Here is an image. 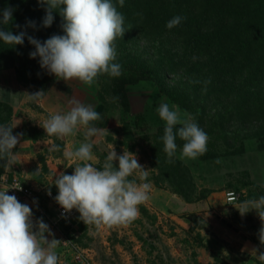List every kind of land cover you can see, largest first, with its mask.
<instances>
[{
  "label": "rangeland",
  "instance_id": "374dc122",
  "mask_svg": "<svg viewBox=\"0 0 264 264\" xmlns=\"http://www.w3.org/2000/svg\"><path fill=\"white\" fill-rule=\"evenodd\" d=\"M116 52L117 55L153 57V52L142 41L133 42L128 50ZM10 56L6 53L0 57V68H9L11 63L16 62H12ZM38 66L21 69V84L28 89V94L43 90L45 95L39 102L49 107L52 114L66 113L74 106L73 101L91 105L100 119L89 126L101 130L89 141L84 140L81 131L65 137L64 141L49 137L41 127L49 116L32 101L34 125L28 127L26 134L38 141L49 139L50 147L56 144L60 148L59 151L49 150V158L41 154L38 157L41 176L53 181L45 184L47 187L43 189L58 192L53 184L55 176L60 172L69 175L74 172L72 167L75 163H69L70 160L63 155L66 142L72 150L78 149L83 142H91L94 160L90 163L99 170H102L108 153L113 149L118 155L124 151L135 154L139 164L148 170L147 180L143 182L151 185L149 200L138 206V218L127 226H86L78 216L72 225L59 221L53 228V231L58 229L59 232L52 234L51 238L46 233L49 240L57 239L61 241L58 245H66L68 251L64 261L67 264H229L234 256L226 255L223 259L219 253L208 248L229 246L222 239H226L227 235H219L217 229L224 232L228 228H238L244 231L239 236L249 238L252 243L259 242L257 230L261 228V221L256 211L241 215L238 210L245 201L264 196V124H224L223 129L209 131L198 118L200 107L189 111L174 104L152 82L124 85L126 106L115 99L112 77L107 74L100 75L88 86L77 79H59ZM58 101L64 102L67 108L56 104ZM162 103H167L170 109L175 105L182 117L186 113L207 133L209 139L204 155L196 159L181 158L183 144L176 142V155L171 163L168 162L161 139L165 122L157 112ZM215 112L218 113V108H207L205 114ZM12 118V110L0 108V125L11 126ZM241 144L242 151L224 153L226 148L232 150ZM2 163L3 160H0V166ZM114 166L118 167V161H114ZM5 178L4 184L13 179ZM129 179L141 183L135 175ZM228 192L237 196L236 202L226 201ZM184 195L196 201L187 202L192 203L187 206ZM230 234L233 237L236 235ZM239 238L233 242L235 245H238ZM205 239L208 246H204ZM261 247L264 250V244ZM259 254L258 251L253 255L245 253L238 258V262L254 264L255 255L258 257ZM215 255L220 259H216ZM259 264L264 262L259 261Z\"/></svg>",
  "mask_w": 264,
  "mask_h": 264
},
{
  "label": "clouds",
  "instance_id": "9594fccd",
  "mask_svg": "<svg viewBox=\"0 0 264 264\" xmlns=\"http://www.w3.org/2000/svg\"><path fill=\"white\" fill-rule=\"evenodd\" d=\"M46 5V15L43 26L50 27L53 23V12L63 18L61 25L64 34L53 35L44 42L28 36V42L35 47L29 56L40 58L42 69L64 81L77 79L91 86L103 74L119 77L121 65L114 63L117 52L115 41L123 37L124 16L117 11L112 0H37ZM123 7L124 0H118ZM13 9L6 7L2 11L0 25L7 26L13 21ZM57 12V11H56ZM184 18L177 15L171 18L166 27L172 29L181 24ZM35 27L34 21L28 22ZM16 27H19L17 25ZM25 31L14 34L11 30L0 28V41L10 46L23 45ZM210 83L206 81L205 85ZM43 90L27 94L33 102L43 99ZM14 96V95H13ZM73 107L66 113L51 114L41 126L46 135L64 139L75 135L78 127L85 129L84 140L100 134L101 130L89 126L91 122L100 119V115L91 105L73 101ZM161 120L165 122L163 151L168 162L177 152L176 140L184 141L181 158L196 159L207 151L208 135L187 114H182L175 105L170 109L167 103L157 108ZM179 126V127H177ZM12 126L0 125V160L6 161L5 166L15 164L12 150L20 142V135H13ZM93 144L83 142L78 149H65V159L75 163L74 172L69 175L58 173L54 185L58 194L54 198L65 212L73 209L80 214L79 219L85 225H95L97 228L127 226L139 216L138 206L149 200L151 185L147 182L148 170L139 164L136 155L124 151L118 155L113 149L103 163L102 170L93 166ZM50 151H59V145L52 144ZM118 161V167L114 166ZM136 176V179L129 177ZM10 189V188H9ZM0 191V264H58V256L54 249L61 242L49 240L45 235H51L49 226L42 219L32 221V208L18 201L15 195H9L8 190ZM11 189L22 190L20 185ZM51 195V192H48ZM238 210V209H237ZM255 210L261 221L259 240L264 244V196L245 201L238 210L241 215ZM34 228L36 229L34 231ZM264 262V253L258 255Z\"/></svg>",
  "mask_w": 264,
  "mask_h": 264
},
{
  "label": "trees",
  "instance_id": "16d2710c",
  "mask_svg": "<svg viewBox=\"0 0 264 264\" xmlns=\"http://www.w3.org/2000/svg\"><path fill=\"white\" fill-rule=\"evenodd\" d=\"M112 2L125 18V33L117 37L116 51L142 41L153 52L150 58L118 53L114 63L121 65L122 74L112 77L117 101L127 106L124 85L147 81L186 110L200 107L198 118L209 131L223 129L224 124H264V0H124L123 7L118 0ZM6 7L13 9V21L0 28L14 34L25 31L26 36L23 45L0 41V55L11 54L16 62L8 67L15 70L21 84V69L41 68L40 58L29 56L35 47L27 37L44 42L53 35H63V18L56 9L52 25L46 28V5L37 0H0V20ZM177 15L184 18L181 24L168 29L166 23ZM29 21H34L35 27ZM206 81L210 83L205 85ZM1 107L12 110L2 101ZM214 107L218 113L205 114L207 108ZM161 131L164 133V128ZM242 149L241 144L232 150L226 148L224 153ZM3 168L2 163L0 173ZM184 198L185 202L196 201L188 195Z\"/></svg>",
  "mask_w": 264,
  "mask_h": 264
},
{
  "label": "crops",
  "instance_id": "0c3cea01",
  "mask_svg": "<svg viewBox=\"0 0 264 264\" xmlns=\"http://www.w3.org/2000/svg\"><path fill=\"white\" fill-rule=\"evenodd\" d=\"M27 94H28V89L22 84L18 83L16 78V73L13 68H0V101L10 105L13 112V118L11 123V126L14 127L12 130L13 135H20V142L18 143L16 148L12 150L13 156L15 158V164L8 165L6 167L5 166L6 161L3 160L4 168L0 176V191L5 190V184H4V180L6 179L5 177L19 178L26 185L30 186L34 191V194L36 195L35 204H28L32 208V212H33L32 221L33 224L35 225L36 221L42 219V217L37 213V207L43 208L47 212L49 217H55L53 206L50 203H48L44 198V192L47 191V189L46 190L43 189V187H45L47 183H51L53 181L48 177L43 178L41 176L40 163L38 161V157L40 156V154L44 158H49L47 154L49 153V149H50V144L47 141L49 139L46 140L44 139V141H38L31 138L28 134H26L28 127L34 125L32 124L33 118H31L34 105L32 104V101L26 98ZM35 103L37 107H39L42 111H44V113L46 112L50 117V115L52 114V110L49 107L47 108V106H44V104L41 102H35ZM56 104L63 105V107L67 108L64 102L58 101ZM49 117H47L46 119H48ZM83 129H84L83 127H78L76 134H79L80 131L84 133ZM45 138H47V136ZM64 146L66 147V149H70L67 142L65 143ZM68 162L72 164L76 163L73 161H68ZM40 196L42 197V199L40 198ZM184 204L189 206L192 203L184 202ZM76 221L77 219L74 222H72V224L75 223ZM228 229L229 230L227 229L224 230V232L223 231L220 232V230L217 229L216 233H218L219 235L225 233V235H227V238L226 239L222 238V239L225 243H229V246L222 247L223 246L222 245L221 248L216 249L215 246H213L214 248L212 246H208L209 244L206 242V239L203 241L204 246H208V248H210L212 251L219 253L220 256L223 257V259L225 258L226 255H230L232 257L234 256V258L231 261L228 262L227 260L229 264H240V262H238L239 261L238 258L240 259L241 255L245 253L250 255H253L256 251H258L259 253H264V250H262L261 247L260 240H258L259 241L258 243H252L251 241H249V238L246 239V237L239 236L240 235L239 233L244 232L241 229L238 228L235 229L228 228ZM35 230L36 229L34 228V231ZM49 230L51 235L52 234L56 235L57 232H59L58 229L53 231V228H49ZM257 231L256 232L258 235L259 229ZM230 233L236 235L233 237L231 236ZM51 235H49L50 238ZM237 238H239L238 245L237 244L235 245L233 242L235 240H238ZM258 239H259V235H258ZM54 251L58 256V264H67L64 261L66 257L64 256L65 252L68 251L66 245L64 244L58 245L54 249ZM254 259H253L254 264H259L260 260L256 255Z\"/></svg>",
  "mask_w": 264,
  "mask_h": 264
},
{
  "label": "built area",
  "instance_id": "2783aa9c",
  "mask_svg": "<svg viewBox=\"0 0 264 264\" xmlns=\"http://www.w3.org/2000/svg\"><path fill=\"white\" fill-rule=\"evenodd\" d=\"M19 185L22 190L11 189V187ZM7 189H9L7 194L15 195L18 201L22 204H35L36 195L34 194L33 189L22 182L20 179L13 178L10 181L6 182L5 190ZM48 192L49 190L44 192V198L53 206L55 217H49L47 212L41 207H37V213L42 217L43 222L46 223L49 228H54L59 221L71 224L76 220L78 216H80L79 212L75 209H73L71 212H65L61 208V206L54 199L58 192L50 191L51 195H48ZM226 201L228 203H234L237 201V196L233 192H228L226 194Z\"/></svg>",
  "mask_w": 264,
  "mask_h": 264
}]
</instances>
